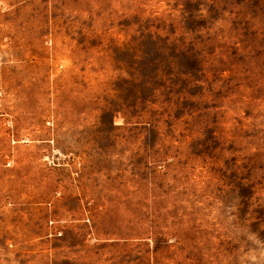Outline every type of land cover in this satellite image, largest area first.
Masks as SVG:
<instances>
[{"label":"rangeland","instance_id":"1","mask_svg":"<svg viewBox=\"0 0 264 264\" xmlns=\"http://www.w3.org/2000/svg\"><path fill=\"white\" fill-rule=\"evenodd\" d=\"M0 264H264V0H0Z\"/></svg>","mask_w":264,"mask_h":264}]
</instances>
